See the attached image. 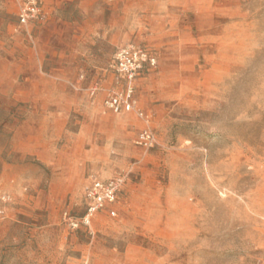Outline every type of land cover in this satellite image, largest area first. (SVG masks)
<instances>
[{
	"label": "rangeland",
	"instance_id": "1",
	"mask_svg": "<svg viewBox=\"0 0 264 264\" xmlns=\"http://www.w3.org/2000/svg\"><path fill=\"white\" fill-rule=\"evenodd\" d=\"M17 13L0 0V264H264V0ZM130 45L156 61L133 81L141 116L103 105ZM118 176L115 202L69 227L92 180Z\"/></svg>",
	"mask_w": 264,
	"mask_h": 264
},
{
	"label": "built area",
	"instance_id": "2",
	"mask_svg": "<svg viewBox=\"0 0 264 264\" xmlns=\"http://www.w3.org/2000/svg\"><path fill=\"white\" fill-rule=\"evenodd\" d=\"M18 5L17 17L20 24L26 25L40 19L42 16L43 5L46 0H15ZM154 56L145 49L137 46H127L118 49L113 57L111 69L118 79L124 81V87L120 91H111L103 101L104 107L112 114L119 115L123 113H141L136 110L133 99V81L139 77L148 68L155 65ZM96 87L91 94H94ZM154 137L147 128L141 129L134 140V144L143 149L152 148ZM122 178L120 176L107 181L92 180L85 189L84 198L86 202L85 213L82 217L76 219L67 217L69 227L78 229L79 227L88 228L92 217L103 208L112 205L120 190ZM114 215V211H111Z\"/></svg>",
	"mask_w": 264,
	"mask_h": 264
}]
</instances>
